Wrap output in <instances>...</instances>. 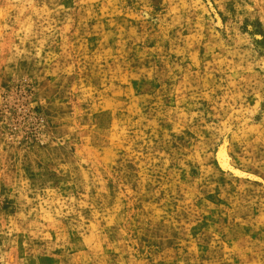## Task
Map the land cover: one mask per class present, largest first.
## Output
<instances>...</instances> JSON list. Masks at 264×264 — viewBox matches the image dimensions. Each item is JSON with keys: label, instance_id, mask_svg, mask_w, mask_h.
Masks as SVG:
<instances>
[{"label": "rangeland", "instance_id": "1", "mask_svg": "<svg viewBox=\"0 0 264 264\" xmlns=\"http://www.w3.org/2000/svg\"><path fill=\"white\" fill-rule=\"evenodd\" d=\"M0 264H264V0H0Z\"/></svg>", "mask_w": 264, "mask_h": 264}, {"label": "bare ground", "instance_id": "2", "mask_svg": "<svg viewBox=\"0 0 264 264\" xmlns=\"http://www.w3.org/2000/svg\"><path fill=\"white\" fill-rule=\"evenodd\" d=\"M224 151V150H223ZM218 158L220 159L219 161H221V165L223 166V167H225V165H226V158H225V154L222 152V151H220L219 153H218Z\"/></svg>", "mask_w": 264, "mask_h": 264}]
</instances>
